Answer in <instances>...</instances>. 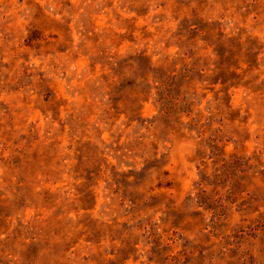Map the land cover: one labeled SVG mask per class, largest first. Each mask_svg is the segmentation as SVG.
<instances>
[{
	"label": "rangeland",
	"instance_id": "rangeland-1",
	"mask_svg": "<svg viewBox=\"0 0 264 264\" xmlns=\"http://www.w3.org/2000/svg\"><path fill=\"white\" fill-rule=\"evenodd\" d=\"M0 264H264V0H0Z\"/></svg>",
	"mask_w": 264,
	"mask_h": 264
}]
</instances>
